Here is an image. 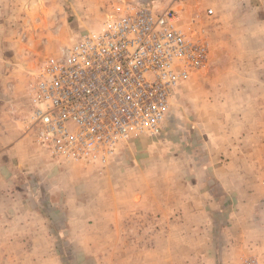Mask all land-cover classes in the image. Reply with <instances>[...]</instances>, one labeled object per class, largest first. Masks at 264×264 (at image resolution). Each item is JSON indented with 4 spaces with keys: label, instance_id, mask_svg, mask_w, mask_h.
Wrapping results in <instances>:
<instances>
[{
    "label": "rangeland",
    "instance_id": "rangeland-1",
    "mask_svg": "<svg viewBox=\"0 0 264 264\" xmlns=\"http://www.w3.org/2000/svg\"><path fill=\"white\" fill-rule=\"evenodd\" d=\"M128 2L131 1L0 0V264L131 263L133 259L121 258L122 245L115 242V237L111 236L110 244L105 243L101 212V208L111 206L115 192L130 188V180L120 184L116 178H103L117 171L126 176L137 169L150 172L159 188L162 172L179 171L177 163L168 162L167 147L162 144L170 132L175 142L173 151H183L178 145L183 134V130L178 131L180 126L188 128L187 153L192 155L204 152L195 124L203 122L210 128L214 120L216 133L225 137L228 133L220 129V123L226 130L233 121V133L238 135L236 122L244 118L250 127L245 152L251 157L264 154V0H186V21L197 17L206 31L209 64L185 82L181 97L172 98L164 132L158 140L146 142L155 137L147 135L133 137L120 145L119 156L105 166L53 157L37 144L26 120L34 73L61 46L87 30L100 29ZM210 8L214 9L212 15L208 14ZM242 108L247 111L244 115ZM145 155L151 156L143 159ZM136 165L138 168H134ZM253 165L256 164L252 162ZM57 167L74 178L82 174L90 177L87 181L92 191L74 202L73 209L66 210L64 193L48 179ZM251 186L258 199L249 216L259 224V220L264 221V200L259 202L264 195V164ZM78 188H83L82 184ZM217 213L215 219L221 220ZM256 229L264 230V226ZM233 250L239 264H261L250 243L239 242Z\"/></svg>",
    "mask_w": 264,
    "mask_h": 264
},
{
    "label": "built area",
    "instance_id": "built-area-1",
    "mask_svg": "<svg viewBox=\"0 0 264 264\" xmlns=\"http://www.w3.org/2000/svg\"><path fill=\"white\" fill-rule=\"evenodd\" d=\"M185 2H128L47 57L28 90L37 144L105 166L125 141L159 136L177 88L209 64L206 31L197 17L186 21Z\"/></svg>",
    "mask_w": 264,
    "mask_h": 264
},
{
    "label": "crops",
    "instance_id": "crops-1",
    "mask_svg": "<svg viewBox=\"0 0 264 264\" xmlns=\"http://www.w3.org/2000/svg\"><path fill=\"white\" fill-rule=\"evenodd\" d=\"M185 84L177 88L174 97H181ZM245 111L244 108L240 110L242 115ZM213 121L210 128L203 122L194 125L204 151L200 154L187 153L190 143L185 137V130L188 129L184 128L185 125L178 129L183 130L178 145L184 152L173 151L175 142L168 132L162 144L167 147L165 157L169 163H177L179 171L162 172L158 180L159 188L153 183L155 178L150 172H138L137 169L126 176L117 171L103 178H116L120 184L124 179L130 180V188L115 192L111 206L101 208L105 243L110 244L111 236L115 237V242L122 245L119 251L121 258L133 259L129 264H154L159 261L160 264H239L235 261L239 256L233 246L243 241L254 247L260 263L264 264V230L256 231V227L264 226V221L259 220V224H256L249 216L253 203L258 199L251 184H254L263 168L264 154L251 157L245 152L250 139L246 132L250 127L247 120L244 123V118H238L236 122L240 132L238 135L233 133V121L226 130L220 123V129L228 133L225 137L216 133L217 126ZM161 135L144 141L158 140L157 137ZM234 146L240 148L238 153L235 152L238 148ZM119 152L111 161L119 156ZM150 156L145 155L143 159ZM252 162L256 165L251 166ZM134 168H138V165ZM96 178L100 179L98 176ZM48 179L55 189L64 193L66 210L75 208L74 202H79L89 194L87 191H92L87 181L90 177L82 174L74 178L58 167L55 171L51 170ZM79 184L83 188H78ZM77 190L81 191V195ZM259 199L262 202L264 195ZM217 211L221 220L215 219ZM246 232L250 234L246 235Z\"/></svg>",
    "mask_w": 264,
    "mask_h": 264
}]
</instances>
